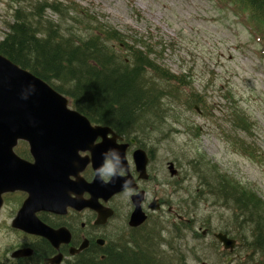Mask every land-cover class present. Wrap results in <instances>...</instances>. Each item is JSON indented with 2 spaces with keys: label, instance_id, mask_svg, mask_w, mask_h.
I'll return each instance as SVG.
<instances>
[{
  "label": "rangeland",
  "instance_id": "1",
  "mask_svg": "<svg viewBox=\"0 0 264 264\" xmlns=\"http://www.w3.org/2000/svg\"><path fill=\"white\" fill-rule=\"evenodd\" d=\"M67 1L120 32L129 45L136 41L149 46L151 59L188 83L180 86L157 81L167 93L164 119L137 136L153 150L150 171L155 177L154 192L177 216L192 221L194 232L201 236L174 230L180 237L177 244L185 264H237L238 243L229 255L213 238L222 231L234 233L232 211L212 196H196L201 189L194 171L199 169H193L189 162L203 154L218 171L264 201V27H255L248 12L231 0ZM15 7L11 0H0V40L12 23ZM47 16L56 20L50 12ZM191 94L198 96L197 110L187 103L193 98ZM234 109L253 123L252 137L232 128ZM235 139L245 142L248 154L238 150ZM161 215L157 221L166 235L180 227L175 215L168 217L166 210ZM113 227L115 243L128 240L125 222L115 219ZM166 235L163 237L168 238ZM7 240L8 234L0 225V249Z\"/></svg>",
  "mask_w": 264,
  "mask_h": 264
},
{
  "label": "trees",
  "instance_id": "2",
  "mask_svg": "<svg viewBox=\"0 0 264 264\" xmlns=\"http://www.w3.org/2000/svg\"><path fill=\"white\" fill-rule=\"evenodd\" d=\"M11 1L16 7L12 23L0 40V55L68 98L71 106L93 125L108 127L125 138L142 135L145 128L150 130L161 123L166 112L163 100L167 93L157 81L188 84L151 59L153 50L149 46L136 41L129 45L124 35L86 15L72 2ZM231 1L248 12L255 27H264V0ZM47 12L56 20L50 19ZM190 96L193 98L187 103L193 107L199 103L198 96ZM230 121L236 132L253 136V123L240 110L232 111ZM234 143L248 154L244 141L235 139ZM189 165L199 169L194 171L201 189L196 196H212L232 211L234 233L223 232L238 243L237 264H264L263 199L218 171L203 154H197ZM192 223L179 221L180 227L166 235L155 222L151 229L131 234L105 260L77 264H185L183 250L177 244L180 237L174 235V230L193 232L201 238Z\"/></svg>",
  "mask_w": 264,
  "mask_h": 264
},
{
  "label": "flooded vegetation",
  "instance_id": "3",
  "mask_svg": "<svg viewBox=\"0 0 264 264\" xmlns=\"http://www.w3.org/2000/svg\"><path fill=\"white\" fill-rule=\"evenodd\" d=\"M115 136L118 138L115 139L111 148L115 147L118 151L123 149L126 163L123 175L119 177L130 179L132 194L129 195L128 190L124 189L107 201L99 198L96 207L103 209V215L107 216L100 217L99 213L90 206L92 199L90 186L97 176L89 151L78 152L77 159L67 175L63 174L60 177L62 184L57 190L54 184L52 186L54 191L44 188L51 185L46 179L55 180L56 177L45 175L26 177L22 174L25 181H35V192L30 191L25 183L22 189L0 193V217L5 215L0 218V225L5 229L9 239L7 245L0 249V264H77L91 259L103 261L115 252L116 247L123 246L125 242L118 240L119 242L115 243L113 235L115 219L125 222L130 232L134 231L133 229L148 227L150 223L152 225L154 219L155 221L161 219V213L164 210L168 217L175 215L172 207L154 192L156 191L155 177L150 171L153 169V150L144 146L138 136L132 138L116 134ZM106 139L111 140L112 136L107 135ZM101 142V139H97L93 145L96 147ZM13 151L20 161L34 164L26 142L19 141ZM139 151L143 152L146 160L143 173L137 171L133 159V154ZM58 190L61 196L53 201L52 194ZM134 196H138L137 204L147 221L140 227L132 229L128 227V221L136 209L132 200ZM43 204L53 206L54 210L48 211L51 207H44ZM35 205L36 212L33 211ZM152 206L157 208L156 212H152ZM23 208L25 210L22 220L28 217L37 219L44 227L54 232L52 242L13 226ZM27 250L30 251L29 255L21 254V251Z\"/></svg>",
  "mask_w": 264,
  "mask_h": 264
},
{
  "label": "water",
  "instance_id": "4",
  "mask_svg": "<svg viewBox=\"0 0 264 264\" xmlns=\"http://www.w3.org/2000/svg\"><path fill=\"white\" fill-rule=\"evenodd\" d=\"M29 85H34L35 90L29 91ZM107 135H111L112 139H106ZM117 138L109 128L92 126L84 116L69 108L66 97L0 55V193L22 189L25 183L30 191L35 192V181H25L22 174L26 177L35 175L56 177L55 180L46 179L51 185L44 188L54 191L52 186L55 185L57 190L62 184L60 177L63 174L67 175L77 159L78 152L89 151L93 158V168L97 170L103 163L102 154L112 149V144ZM97 139H101L102 142L95 147L93 143ZM18 141L29 145L34 164L22 162L15 156L13 149ZM118 152L125 169L124 150ZM133 159L137 171L143 173L146 165L143 152H135ZM98 180L96 177L90 186L92 195L90 206L100 217H107L103 215V209L96 207L97 200L101 198L107 201L126 189L122 186L125 182L130 187L131 181L127 177H117L110 183ZM58 196H61L60 190L52 194L53 201ZM34 198L36 199L35 194ZM137 198L132 197L136 209L130 217L131 227H137L145 221ZM43 205L51 207L48 211L54 210L51 205ZM54 207L56 209V202ZM24 210L25 208L20 210L13 226L52 242L54 232L44 227L34 217L22 220ZM33 211L36 212V205ZM214 237L224 250H233L235 246L233 240L227 239L223 234H216ZM21 254L29 255L30 251H21Z\"/></svg>",
  "mask_w": 264,
  "mask_h": 264
},
{
  "label": "clouds",
  "instance_id": "5",
  "mask_svg": "<svg viewBox=\"0 0 264 264\" xmlns=\"http://www.w3.org/2000/svg\"><path fill=\"white\" fill-rule=\"evenodd\" d=\"M35 86L29 85V91H34ZM26 98V97H24ZM103 163L96 170V176L102 183H110L115 178L122 176L124 172L123 162L120 157V153L117 149H108L105 153L102 154ZM128 190V194L131 195L132 191L127 182L122 185Z\"/></svg>",
  "mask_w": 264,
  "mask_h": 264
},
{
  "label": "bare ground",
  "instance_id": "6",
  "mask_svg": "<svg viewBox=\"0 0 264 264\" xmlns=\"http://www.w3.org/2000/svg\"><path fill=\"white\" fill-rule=\"evenodd\" d=\"M111 252V251H110ZM106 253V252H105ZM106 256V255H105Z\"/></svg>",
  "mask_w": 264,
  "mask_h": 264
}]
</instances>
